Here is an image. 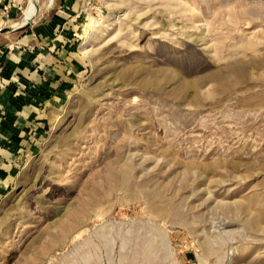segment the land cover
Here are the masks:
<instances>
[{
	"label": "rangeland",
	"instance_id": "374dc122",
	"mask_svg": "<svg viewBox=\"0 0 264 264\" xmlns=\"http://www.w3.org/2000/svg\"><path fill=\"white\" fill-rule=\"evenodd\" d=\"M15 1L19 25L35 1ZM80 17L77 77L0 200V264H264V0Z\"/></svg>",
	"mask_w": 264,
	"mask_h": 264
},
{
	"label": "crops",
	"instance_id": "0c3cea01",
	"mask_svg": "<svg viewBox=\"0 0 264 264\" xmlns=\"http://www.w3.org/2000/svg\"><path fill=\"white\" fill-rule=\"evenodd\" d=\"M34 1L29 25L0 32V200L81 64L78 37L85 0ZM20 8L3 13L0 4V28L24 25L14 24L21 21Z\"/></svg>",
	"mask_w": 264,
	"mask_h": 264
},
{
	"label": "built area",
	"instance_id": "2783aa9c",
	"mask_svg": "<svg viewBox=\"0 0 264 264\" xmlns=\"http://www.w3.org/2000/svg\"><path fill=\"white\" fill-rule=\"evenodd\" d=\"M0 4L2 5L3 13H7L13 7L16 6V1L15 0H0Z\"/></svg>",
	"mask_w": 264,
	"mask_h": 264
},
{
	"label": "water",
	"instance_id": "95a60500",
	"mask_svg": "<svg viewBox=\"0 0 264 264\" xmlns=\"http://www.w3.org/2000/svg\"><path fill=\"white\" fill-rule=\"evenodd\" d=\"M31 23V20H27V22L19 27H4V28H0V32H6V31H12V30H16V29H22L23 27L29 25Z\"/></svg>",
	"mask_w": 264,
	"mask_h": 264
},
{
	"label": "bare ground",
	"instance_id": "6f19581e",
	"mask_svg": "<svg viewBox=\"0 0 264 264\" xmlns=\"http://www.w3.org/2000/svg\"><path fill=\"white\" fill-rule=\"evenodd\" d=\"M24 17L27 18V16H24ZM29 19L31 20V18H29ZM29 19H28V20H29ZM26 22H27V21H26ZM26 22H25V23H26ZM25 23H24V24H25Z\"/></svg>",
	"mask_w": 264,
	"mask_h": 264
}]
</instances>
